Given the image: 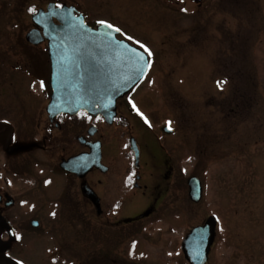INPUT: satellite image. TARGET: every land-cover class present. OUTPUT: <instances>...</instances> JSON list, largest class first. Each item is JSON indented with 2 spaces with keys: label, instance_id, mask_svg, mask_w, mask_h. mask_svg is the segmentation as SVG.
<instances>
[{
  "label": "rangeland",
  "instance_id": "374dc122",
  "mask_svg": "<svg viewBox=\"0 0 264 264\" xmlns=\"http://www.w3.org/2000/svg\"><path fill=\"white\" fill-rule=\"evenodd\" d=\"M52 1L77 7L93 26L98 21L126 22L139 33L163 35L146 82L131 96L137 101L135 118L129 117L128 126L122 119L108 128L104 152L113 172L103 180L110 184L134 176V158H128L126 148L131 130L141 142L144 182H154L149 166L160 168L167 157L174 166L173 189L161 209L138 224L136 235L125 229L121 244L111 241L109 230L94 228V257L109 264L106 256L117 259L118 254L121 259L142 258L137 263L126 259L124 264H189L182 242L210 215L220 220L218 231L227 246L246 253L260 249V253L264 247V0H235L232 6L210 9L204 20L163 11L155 0H0V50L17 49V39L33 26L31 14ZM2 52L0 64L5 58ZM225 80L221 91L217 81ZM9 87L2 94L8 101L32 100L29 90L15 81ZM169 121L175 133L165 135L160 131ZM149 134L161 137L164 152L147 146L153 145ZM150 154L156 161L149 164ZM192 176L203 185L200 203L189 198L187 181ZM135 192L126 186L125 198L142 202L135 209L138 213L148 200L140 192L131 196ZM67 224L60 223V232L74 235ZM229 260V254L214 252L208 264ZM244 263L250 264L245 259L237 264Z\"/></svg>",
  "mask_w": 264,
  "mask_h": 264
},
{
  "label": "flooded vegetation",
  "instance_id": "af4514ba",
  "mask_svg": "<svg viewBox=\"0 0 264 264\" xmlns=\"http://www.w3.org/2000/svg\"><path fill=\"white\" fill-rule=\"evenodd\" d=\"M54 2L58 5L64 4ZM234 2L235 0H155L163 11L176 10L174 12L180 15H198L201 20H204V14L210 9H219L223 4L232 6ZM34 13L31 14V20ZM54 22L60 25L58 20L54 19ZM109 24L121 31L118 34H99L103 35V38L115 37L143 50L136 43L139 41L151 50L150 72L154 65L155 46L163 35L139 33L133 29L132 24L126 22L124 25L111 22ZM34 28L36 26L33 24L30 30ZM27 35L28 33L22 35L25 39H17V49L0 50L5 56L0 64V264H109V261L101 262L94 257V228L109 230L113 233L111 241L118 244L125 240L126 228L129 227L128 231L133 229V234L136 235L139 231L138 224L146 219L138 217L149 209L153 210L149 217L156 214L172 191L174 166L167 157L162 159L160 168L149 166L153 170L150 176H153L154 182L145 183L146 175L142 174L141 164V142L130 130L126 148L128 158H134V176L127 180L122 179L121 182L118 179L110 184L105 182L104 176L113 172L104 152L108 128L112 125L103 117L96 118L83 112L78 115L49 114L48 108L52 100L49 42L44 39L39 44H32L27 41ZM59 37H65V34H59ZM128 37L133 39L129 40ZM72 44L61 41L58 45L61 46V51H66L65 47L69 48ZM14 73H17L15 79ZM148 74L135 89L117 102L115 122L123 119L124 125L128 126L129 117L135 118L137 101L131 96L146 82ZM11 80L15 81L18 87L28 89L32 100L8 101L4 98L2 94L10 89ZM165 127L163 126L160 132L165 135L175 133H166ZM157 137L160 140L161 137ZM149 138L153 145L147 144L148 147L159 152L165 151L156 135L149 134ZM134 142L139 150L138 168L135 165ZM97 144L101 149L99 167H92L83 177L77 172L65 169L63 164L70 159L84 157L89 162ZM150 156L152 161H149V164L156 161L155 155ZM95 175L101 178L98 177L94 181ZM127 185L133 192L136 191L131 196H137V192H140L139 196L148 200L141 212L136 213L135 210L140 201L135 202L131 197L125 198ZM86 188L94 194H87ZM130 209H134L132 213ZM216 219L215 240L206 264L214 252L215 255L223 257L229 254L228 264H237L243 259L250 264H264V247L260 253V249L246 253L241 249L238 252L234 245L227 246L221 231H218L220 220ZM63 220L68 223L67 226L71 225L74 235L60 232V223ZM66 237L70 241H67ZM122 238L124 240L120 241ZM132 244L135 249L138 245L136 239ZM226 248L229 249L228 252L224 251ZM117 256V259L106 256V260L109 259L110 264H124L126 259L133 263L142 259L139 255L122 259L119 254Z\"/></svg>",
  "mask_w": 264,
  "mask_h": 264
},
{
  "label": "water",
  "instance_id": "95a60500",
  "mask_svg": "<svg viewBox=\"0 0 264 264\" xmlns=\"http://www.w3.org/2000/svg\"><path fill=\"white\" fill-rule=\"evenodd\" d=\"M54 19L60 22L56 25ZM36 28L27 35V41L39 44L44 39L49 42V58L52 67V100L48 108L50 115H78L82 112L96 118L103 117L110 125L117 118V102L130 93L145 77L149 68L145 60L147 54L126 41L115 37L103 38L99 34H118L106 25L96 28L87 24L85 17L77 13L74 6L51 2L46 10L40 9L32 15ZM65 34V37H59ZM98 34V35H97ZM44 35V36H42ZM71 42L66 51L58 44ZM144 56L145 60L140 57ZM165 132L171 133L169 127ZM136 167H139V150L134 142ZM92 159V160H91ZM88 162L84 157L70 159L64 163L65 169L85 176L92 167L101 165V149L97 144ZM78 168H77V167ZM190 199L200 203L203 196L202 183L197 177L188 181ZM92 195V191L86 188ZM149 209L139 219L149 217ZM217 219L209 217L205 224L191 230L182 243V250L189 264H206L215 240Z\"/></svg>",
  "mask_w": 264,
  "mask_h": 264
},
{
  "label": "snow or ice",
  "instance_id": "6c2138e0",
  "mask_svg": "<svg viewBox=\"0 0 264 264\" xmlns=\"http://www.w3.org/2000/svg\"><path fill=\"white\" fill-rule=\"evenodd\" d=\"M184 11H187V9H184ZM98 23H100L101 25H106V27L109 28V29H113L114 28L113 25L108 24L106 21H98ZM114 30L116 32H120L121 31V29H119V28H114ZM128 39L129 40H132L133 38L132 37H128ZM136 43L139 45L140 48H142L144 50L145 53H147V56L148 57H151L152 56V52H151L150 49H148L145 45H143L139 41H136ZM140 59L141 60H145V57L144 56H141ZM145 63H146V66L148 68L151 67V61L150 60H145ZM226 83H227L226 80L225 81H217V86L221 89V91H223L222 85L223 84H226ZM133 107H135V105H133ZM141 115H143V114L141 113ZM168 125H169V130H171V121L168 122ZM53 215H55V213H53Z\"/></svg>",
  "mask_w": 264,
  "mask_h": 264
}]
</instances>
